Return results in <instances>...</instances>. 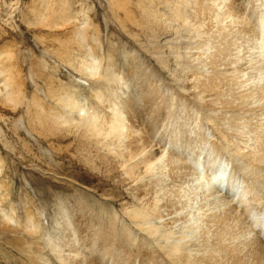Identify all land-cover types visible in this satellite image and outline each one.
Listing matches in <instances>:
<instances>
[{
	"label": "bare ground",
	"instance_id": "obj_1",
	"mask_svg": "<svg viewBox=\"0 0 264 264\" xmlns=\"http://www.w3.org/2000/svg\"><path fill=\"white\" fill-rule=\"evenodd\" d=\"M258 1L170 4L164 22L176 23L190 39L180 62L183 93L161 83L155 72V87L148 82L150 88H143L137 100L130 99L128 81L112 65L100 70L84 30L74 26L84 57L75 54L73 61L103 79L105 92L94 90L98 103L83 105L63 91L58 97L62 112L46 115L60 129H75L86 160L92 164L98 156L124 178L134 203L122 211L121 231L135 251L113 245L116 241L109 244L97 212L77 201L61 212V228L48 232L47 244L60 264H264V0ZM49 2L40 21L74 22L70 1ZM10 86L7 79L4 90ZM164 91L179 105L172 104L169 112ZM0 96L11 102L19 94ZM138 116L145 119L137 121ZM159 133L167 144L154 141ZM0 216L13 220L5 210ZM34 225L28 222L26 228L41 231Z\"/></svg>",
	"mask_w": 264,
	"mask_h": 264
},
{
	"label": "rangeland",
	"instance_id": "obj_2",
	"mask_svg": "<svg viewBox=\"0 0 264 264\" xmlns=\"http://www.w3.org/2000/svg\"><path fill=\"white\" fill-rule=\"evenodd\" d=\"M45 1L0 0V93L19 94L11 102L0 96V210L13 216L10 222L0 216V264H60L46 240L63 225V209H70L77 201L97 212L101 224L98 228L104 226L109 231V244L116 241L113 245L135 251L129 242L126 244L121 231L124 208L134 203L124 188V178L98 156L92 158V164L86 160L79 150L75 129H60L48 116L62 112L58 97L63 91L73 94L83 105L97 102L94 90L105 92L103 79L89 75L73 61L75 54L84 57V49L76 45L74 26L84 30V42L89 53L98 58L100 70L112 65L128 81L130 99H140L142 89L150 88L148 82L155 87V72L161 83L183 93L180 62L186 59L190 39L176 23L171 28L169 21L164 22L175 0H67L75 14L72 24L54 18L40 21L49 12L44 8ZM49 1L55 6L59 0ZM155 11L160 22L155 19ZM7 79L12 86L4 90ZM164 92L168 98H164L163 107L169 112L172 104L179 105ZM142 118L138 116L137 121ZM157 135L160 138L154 135L155 142L168 143L163 133ZM108 218L115 223L109 225ZM28 222L38 224L41 231L27 229Z\"/></svg>",
	"mask_w": 264,
	"mask_h": 264
}]
</instances>
